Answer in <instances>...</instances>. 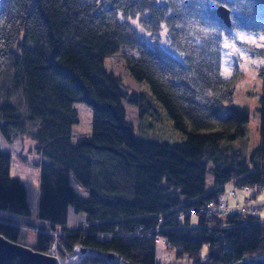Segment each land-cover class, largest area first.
I'll use <instances>...</instances> for the list:
<instances>
[{"label": "trees", "instance_id": "trees-1", "mask_svg": "<svg viewBox=\"0 0 264 264\" xmlns=\"http://www.w3.org/2000/svg\"><path fill=\"white\" fill-rule=\"evenodd\" d=\"M220 4L231 9L230 26ZM233 28L264 32V0H0V133L8 142L31 138L40 155L39 219L31 221L26 185L11 175L12 152L0 148V233L18 241L33 228L32 246L50 252L60 229L64 257L81 244L128 264H237L264 253L258 212L199 210L229 183L244 199L247 185L264 193V68L260 143L249 154L227 143L249 119L246 106L230 103L234 76L221 71L222 39ZM122 45L139 51L127 55L131 74L149 82L184 140L145 136L151 98L125 90L105 66ZM74 101L93 110L91 135L76 143ZM124 101L136 105V125ZM70 210L85 214V227H68ZM159 242L187 262L160 261ZM78 264L112 263L85 255Z\"/></svg>", "mask_w": 264, "mask_h": 264}, {"label": "rangeland", "instance_id": "rangeland-1", "mask_svg": "<svg viewBox=\"0 0 264 264\" xmlns=\"http://www.w3.org/2000/svg\"><path fill=\"white\" fill-rule=\"evenodd\" d=\"M232 31L233 37L224 35L222 39L221 71L224 76H234L235 90L230 103L246 106L249 112V119L245 123V133L236 136L234 139L227 141V143L236 148H242L249 154L261 140V113L259 106L260 96L262 94V77L260 75V70L264 68V32L238 28H233ZM127 55L138 56L139 51L128 45H122L119 50L105 56V66L121 77L125 90H141L151 98L153 107L151 106L148 108L144 117L145 136L147 138L167 140L170 142L184 140L186 134L174 125L173 119L169 116L165 105L153 94L149 82L147 80L136 79L131 74ZM124 105L127 118L136 125L138 122L136 105L127 101H124ZM73 106L77 109L79 117L72 131V141L76 143L80 137L91 135L93 110L90 105L83 101H74ZM227 115V111L222 112V117H226ZM35 146L36 142L29 137L25 136L13 142H8L0 133V148L9 149L12 152L11 175L13 177H19L26 185L27 198L31 212L25 217L31 221H38L39 219L40 172L36 162L40 160V155H38ZM212 177L211 171L208 170L206 184L208 189L211 188ZM71 183L79 194L82 196L88 195V189L82 186L73 175ZM241 190H243L246 195L245 199L244 197H240V190L229 183L226 186V190L222 193V196L218 199L214 198L204 202L203 205L199 207V210L210 215H224L227 211L240 209L243 212H258L259 215L264 217V193L252 191L249 189L248 185L244 186ZM224 197L227 199V202ZM192 219L193 223H197L198 216L193 214ZM78 226H86L85 214L83 212L77 213L70 210L68 227L76 228ZM55 237L56 239L52 243L49 253L58 255L62 264H78L79 259H81V253L73 250L64 257L61 255L58 236L55 235ZM164 241L165 240L162 239V242ZM18 242L31 246L36 244V231L33 228H23ZM168 245L169 243H165V245L161 242L158 243V257L160 261L164 263L170 261L177 263L187 262L184 256L176 258L174 251L168 249ZM202 252L204 256L207 255L208 247L206 244ZM250 259L240 261L237 264H243L244 262L253 264L251 262L254 260H261L264 262V253L256 254ZM247 260H249V262ZM116 263L128 264V262L119 255L116 256Z\"/></svg>", "mask_w": 264, "mask_h": 264}, {"label": "water", "instance_id": "water-1", "mask_svg": "<svg viewBox=\"0 0 264 264\" xmlns=\"http://www.w3.org/2000/svg\"><path fill=\"white\" fill-rule=\"evenodd\" d=\"M218 16L230 26L232 23L231 9L220 4L217 7ZM75 252H80L81 256L101 255L105 256L109 262L116 264L117 254L114 251H102L97 248L77 244L74 247ZM249 262V260H247ZM261 260H254L251 263L257 264ZM264 261V260H263ZM0 264H62L57 255L44 252L16 240H13L3 233H0Z\"/></svg>", "mask_w": 264, "mask_h": 264}, {"label": "built area", "instance_id": "built-area-1", "mask_svg": "<svg viewBox=\"0 0 264 264\" xmlns=\"http://www.w3.org/2000/svg\"><path fill=\"white\" fill-rule=\"evenodd\" d=\"M61 233H62V230L59 229V230L55 231L54 234H55L56 236H58V235L61 234ZM158 240H160V239H158Z\"/></svg>", "mask_w": 264, "mask_h": 264}, {"label": "bare ground", "instance_id": "bare-ground-1", "mask_svg": "<svg viewBox=\"0 0 264 264\" xmlns=\"http://www.w3.org/2000/svg\"><path fill=\"white\" fill-rule=\"evenodd\" d=\"M105 257V256H104ZM68 264V263H67ZM116 264H118V263H116Z\"/></svg>", "mask_w": 264, "mask_h": 264}]
</instances>
